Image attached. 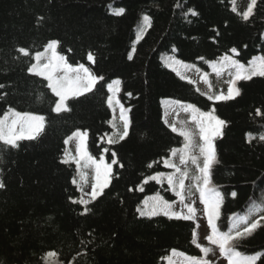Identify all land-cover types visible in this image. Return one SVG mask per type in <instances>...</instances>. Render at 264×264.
<instances>
[{"label": "trees", "instance_id": "16d2710c", "mask_svg": "<svg viewBox=\"0 0 264 264\" xmlns=\"http://www.w3.org/2000/svg\"><path fill=\"white\" fill-rule=\"evenodd\" d=\"M250 5L251 0H0V84L5 85L0 117L8 113L11 118L10 110L44 117L37 139L19 141L17 148L0 142V179L6 185L0 189V264L202 260L197 221L170 219L159 209L148 215L157 198L180 201L178 187L173 190L166 180L179 173L164 163L178 166L185 144L180 131H172L168 107L174 104L195 105L226 121L222 137L213 141L217 162L209 185L221 194L213 221L219 231L234 234L264 216V77L237 80L231 85L240 93L234 99H208L227 94L228 88L216 83L218 74L234 79V69L217 72L223 56L246 69L254 58L264 57V0H257L245 20ZM52 40L59 42L57 52L69 64H84L104 77L92 92L69 96L70 110L60 112L54 111L59 98L49 81L28 72L37 63L35 53ZM89 53L94 62L87 59ZM190 72L206 80L208 91ZM116 80L120 84L110 92L107 85ZM121 107L129 120L123 140ZM78 130L82 138L73 136ZM81 139L86 155L112 165L103 194L89 201L82 186L91 162L78 154ZM196 158L202 166L200 151ZM182 172L200 194L199 169ZM81 199L87 203H79ZM261 223L235 244L244 255L261 253L257 264H264ZM173 249L184 256L173 255ZM49 252L56 255L47 257Z\"/></svg>", "mask_w": 264, "mask_h": 264}, {"label": "snow or ice", "instance_id": "6c2138e0", "mask_svg": "<svg viewBox=\"0 0 264 264\" xmlns=\"http://www.w3.org/2000/svg\"><path fill=\"white\" fill-rule=\"evenodd\" d=\"M257 0H251V5L248 7L247 11L243 13V19L247 20L250 14L253 11V7L256 5ZM235 11V9H233ZM122 9L119 13H122ZM193 15H197L194 11ZM42 17H38V21L42 20ZM146 21L149 19L147 17L144 18ZM59 42L57 40H52L48 42L45 46L43 52L37 51L34 55V59L37 63L32 64L28 68V72L30 74H35L38 76L44 77L48 83V87L52 90V92L59 98L57 103L55 104L54 111L60 112L62 110H70L66 106V101L69 96L79 97L84 96L85 94L92 92L95 86L104 80L103 76H98L93 74L90 71L89 67H86L84 64H79L77 66H73L69 64L64 55H61L57 52V46ZM24 56H28L29 52L27 49L19 48L17 50ZM71 51V50H69ZM232 53H237L235 48L231 49ZM42 58H46L47 62L41 64L40 61ZM131 55H129V59H131ZM87 59L89 61L94 62V57L91 53L88 54ZM203 59V58H201ZM220 68L217 69L219 72L221 69L230 68L235 70L234 79L230 80V85H234L237 80H251L254 76L264 77V57H261L258 61L254 60L249 62L250 67L247 69L243 64H241L238 60L233 59L229 55H225L221 58ZM58 71H63L64 75L62 77H56L55 73ZM69 73H74V76H69ZM231 75V73H230ZM120 81L116 80L107 85V89L111 91H115L116 87L119 86ZM5 85L0 84V89L4 88ZM239 89L230 86L228 88L227 94H219V95H209V100H230L234 99L235 96L239 95ZM131 95V93H128ZM107 103L111 105L113 103V98L109 96L107 98ZM179 103V102H178ZM191 110L192 112V120L196 121L199 131L200 137L203 141V144L200 145L199 151L203 157L202 166L198 163L197 158L193 156L192 163L196 164L199 172L202 174L201 177L197 179H202L203 186L200 188V200L204 204L205 212L208 217V224L212 229V234L207 237V239L212 243L219 246L220 253L227 259L228 264H257V261L261 258V253H255L254 255H244L243 253L236 250L235 244L238 243L241 239L250 236L257 228L262 226V221H264V216H261L258 220H255L244 227L243 231H235L232 232H220L218 227L213 223L214 219L218 218V210L220 207L221 194L216 191L214 188L209 187L210 173L213 167V164L216 163V152L215 145L213 143L214 139L217 137H222V129L226 124V121L220 119L219 117L212 114V112H203L198 109L195 105H187L185 107V111ZM125 109L121 107L120 119L123 121V132L119 134V139L123 140L128 135L129 130V120L125 117ZM257 114H260V110L257 109ZM11 118H9V114L5 113L3 117H0V142H3L5 146H10L11 148H17L18 142L22 140H35L39 136V134L43 131L44 128V117L39 115H34L31 113H21L15 110H10ZM172 131L176 132L177 129L175 126H172ZM82 133L78 130L73 133V136L81 137ZM179 135L183 136L185 139L184 149L180 151V164L186 163V156L184 154L185 150L189 147V138L190 133L188 131H180ZM70 139V138H69ZM264 140V137H261ZM65 143H68V140H65ZM109 143H114L113 140H109ZM83 140L81 139V148H78V154L81 158H85L90 161L96 167V183L92 185V190L88 194L94 200L97 196L103 194V189L108 186L109 183V174L111 172L112 165L104 164L101 159L100 163H97L90 155H86V153L82 150ZM107 151V149L105 150ZM178 150H172V154L176 155ZM115 156V153H113ZM67 163L68 161H63ZM79 164V160L76 161ZM117 163L116 160L112 161V164ZM166 167L174 168L176 173H179V177L177 178L175 174H168L166 176L167 183L173 190H176L178 187V191L176 194L180 196L181 204L184 203L183 190L185 188L184 178L187 176V172H182L181 169L173 163H169V161H164ZM151 167V165H149ZM164 174H158V176H162ZM151 179H157V176L151 177ZM75 183V180H73ZM6 185L2 179H0V189L5 188ZM131 190V189H130ZM235 196V193H232ZM75 202V201H74ZM81 204L87 203L85 200L81 199L79 201ZM184 207L188 209L187 214H183L182 212L171 211L172 204L167 200H163V198H157L155 203L153 204L152 210L148 213V215H157L158 209L159 212H162L163 215L168 216L170 219H183V220H191L193 219L194 208L191 204H185ZM88 209H85L87 211ZM144 212H141V215H144ZM195 231L193 232V237L195 238ZM195 243V239L193 240ZM199 247V245H197ZM173 255L184 256V253H177L175 249L172 250ZM202 252L207 254L209 252L208 248H202ZM56 253L49 252L47 253V257H54ZM168 264H175V261L169 259ZM185 264H205V262L201 259H198L195 256L185 257Z\"/></svg>", "mask_w": 264, "mask_h": 264}, {"label": "rangeland", "instance_id": "374dc122", "mask_svg": "<svg viewBox=\"0 0 264 264\" xmlns=\"http://www.w3.org/2000/svg\"><path fill=\"white\" fill-rule=\"evenodd\" d=\"M47 60L44 61L46 63ZM192 76L202 87L204 91H208V84L206 80L197 75L195 73H188ZM64 75L63 71H58L56 76L62 77ZM75 74H69V76H74ZM230 78L226 73L218 74L216 76V83L221 88H229L231 85L229 83ZM170 122L175 125V127L179 131H188L190 133L189 138V148L185 150L184 154L186 156V163L180 164V154L177 156V163L181 171H185L187 169H191L196 172L198 169L197 165L192 163V157L198 156L199 147L203 144V141L200 137L199 127L196 121L192 120V112L191 110L185 111V106L174 104L168 107ZM77 145V144H76ZM74 145V147L76 146ZM199 163V162H198ZM87 181L82 186V189L85 193V200L89 201L91 196L88 195L92 190V185L96 183V167L92 163H87ZM184 193L186 198L184 199V203L177 202L172 204L171 211L182 212L183 214H187L188 209L184 207L185 204H191L194 208L193 219L198 223V241L202 248H208L209 252L204 255L202 260L205 264H228L227 259L220 253L219 247L212 245V243L207 239L210 235L211 227L208 224L207 213L205 212L204 204L200 200V194L192 188V182L189 178H184ZM193 189V190H192ZM175 264H185V258L176 257L173 259ZM53 264H57L56 260L53 259Z\"/></svg>", "mask_w": 264, "mask_h": 264}]
</instances>
